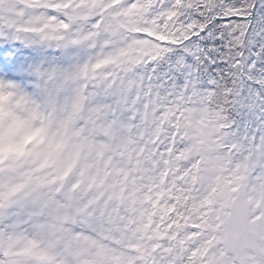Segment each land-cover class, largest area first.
<instances>
[{
    "label": "snow or ice",
    "instance_id": "snow-or-ice-1",
    "mask_svg": "<svg viewBox=\"0 0 264 264\" xmlns=\"http://www.w3.org/2000/svg\"><path fill=\"white\" fill-rule=\"evenodd\" d=\"M0 264H264V0H0Z\"/></svg>",
    "mask_w": 264,
    "mask_h": 264
}]
</instances>
